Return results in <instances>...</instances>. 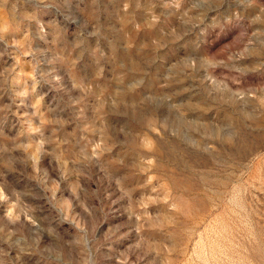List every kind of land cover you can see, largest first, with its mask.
Here are the masks:
<instances>
[{
  "label": "rangeland",
  "instance_id": "1",
  "mask_svg": "<svg viewBox=\"0 0 264 264\" xmlns=\"http://www.w3.org/2000/svg\"><path fill=\"white\" fill-rule=\"evenodd\" d=\"M0 264H264V0H0Z\"/></svg>",
  "mask_w": 264,
  "mask_h": 264
}]
</instances>
